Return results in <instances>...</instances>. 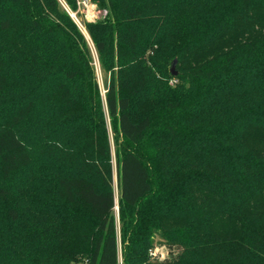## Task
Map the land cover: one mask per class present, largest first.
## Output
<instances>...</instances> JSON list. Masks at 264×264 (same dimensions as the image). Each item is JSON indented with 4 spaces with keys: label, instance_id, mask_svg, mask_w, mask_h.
<instances>
[{
    "label": "trees",
    "instance_id": "16d2710c",
    "mask_svg": "<svg viewBox=\"0 0 264 264\" xmlns=\"http://www.w3.org/2000/svg\"><path fill=\"white\" fill-rule=\"evenodd\" d=\"M98 3L105 96L59 1L0 0V264H264V0Z\"/></svg>",
    "mask_w": 264,
    "mask_h": 264
},
{
    "label": "rangeland",
    "instance_id": "374dc122",
    "mask_svg": "<svg viewBox=\"0 0 264 264\" xmlns=\"http://www.w3.org/2000/svg\"><path fill=\"white\" fill-rule=\"evenodd\" d=\"M59 1L61 7L69 14L73 13V14H76V18L77 19H73L74 22L76 23V25L78 26V28H80L79 30L81 32H83L87 38V40L89 41L91 47L92 46V43H91V39H90V36L88 34V32H86V24H92V23H96L100 16L102 18L103 16V13H102V8L100 7L99 3H98V0H93L94 1V4L96 5V10H95V14L98 16V18L96 20H91L89 19L88 17L86 16H83V13L81 12L80 13V10H79V7L76 3L75 5V8L71 5L70 1H67V0H57ZM69 11H72V12H68ZM100 18V19H101ZM93 53H94V63H95V68H96V72H97V78H99V82H100V86H101V91H102V94L105 96V91H104V78L102 76V73H101V69H100V63H98V60H97V56H96V52L94 50V47H93ZM107 125H108V130H109V136H110V141H111V156H112V162H113V167H114V188H115V203H116V208L114 210V215L117 219V227H118V233L120 231V219L118 217L119 215V203H118V196H119V189L117 188V172H116V156H115V153H116V148H115V143L113 141V133H112V127L109 123V120L107 121ZM119 264H123V256H122V250H121V246L119 245ZM161 253H164L165 257H167V249H160ZM159 262L160 261H163V260H158ZM88 260L87 258H83L82 260H80L79 264H87Z\"/></svg>",
    "mask_w": 264,
    "mask_h": 264
},
{
    "label": "built area",
    "instance_id": "2783aa9c",
    "mask_svg": "<svg viewBox=\"0 0 264 264\" xmlns=\"http://www.w3.org/2000/svg\"><path fill=\"white\" fill-rule=\"evenodd\" d=\"M76 3L78 5V7H79L80 13L81 12L83 13V16H86V17H88L91 20L92 19L96 20L98 18V16L95 14L96 5L94 4L93 0H76ZM68 12L70 13L72 11L68 10ZM70 16L74 20L77 19L76 18L77 17L76 14L71 13ZM100 18H101V16H100ZM160 251H161L160 249H152L150 251L151 259L157 260V261L158 260H165L166 257L164 255V253H161Z\"/></svg>",
    "mask_w": 264,
    "mask_h": 264
},
{
    "label": "water",
    "instance_id": "95a60500",
    "mask_svg": "<svg viewBox=\"0 0 264 264\" xmlns=\"http://www.w3.org/2000/svg\"><path fill=\"white\" fill-rule=\"evenodd\" d=\"M171 73H172L173 75H176L175 67H174V66L171 68Z\"/></svg>",
    "mask_w": 264,
    "mask_h": 264
}]
</instances>
